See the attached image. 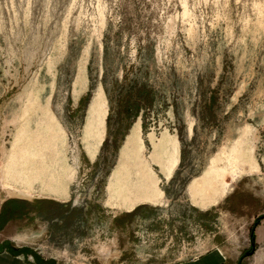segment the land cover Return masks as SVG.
Here are the masks:
<instances>
[{"label":"rangeland","instance_id":"obj_1","mask_svg":"<svg viewBox=\"0 0 264 264\" xmlns=\"http://www.w3.org/2000/svg\"><path fill=\"white\" fill-rule=\"evenodd\" d=\"M4 253L264 264V0H0Z\"/></svg>","mask_w":264,"mask_h":264},{"label":"bare ground","instance_id":"obj_2","mask_svg":"<svg viewBox=\"0 0 264 264\" xmlns=\"http://www.w3.org/2000/svg\"><path fill=\"white\" fill-rule=\"evenodd\" d=\"M98 107L99 106L97 105V103H95V104L93 103V107L91 108V113H90V114H92L91 117L95 116L100 111V109ZM166 144L168 145L167 142H166ZM163 148L165 149V151H164L165 154L166 155L169 154L170 151H169L168 147L166 148V145L165 144L163 145ZM125 162H126V159L123 161L122 158H120V160L118 162V168H117L118 169V173L113 178L112 185H111V188H110L111 189V193L114 192L117 196H120V194H124L123 192L126 191V190L124 191V188L122 187V182H123V173H122V170H124V164H125ZM144 171L146 172L145 169H144ZM146 173H144V176H146ZM141 191L144 192L143 191V188L141 189ZM198 191L199 190H197L196 192H198ZM112 196H113V194H112Z\"/></svg>","mask_w":264,"mask_h":264},{"label":"crops","instance_id":"obj_3","mask_svg":"<svg viewBox=\"0 0 264 264\" xmlns=\"http://www.w3.org/2000/svg\"><path fill=\"white\" fill-rule=\"evenodd\" d=\"M205 254L206 253H204V255ZM203 259L209 263V262H214L215 260L221 259V256H220V253L216 250V251H212L208 255L206 254L203 257ZM0 264H27V263L20 261L19 258L17 259V258L11 257L10 254L4 253L0 255Z\"/></svg>","mask_w":264,"mask_h":264},{"label":"trees","instance_id":"obj_4","mask_svg":"<svg viewBox=\"0 0 264 264\" xmlns=\"http://www.w3.org/2000/svg\"><path fill=\"white\" fill-rule=\"evenodd\" d=\"M136 209H134L132 212H134ZM260 219H261V217H258L257 220L254 222V224L252 225V227L250 229L251 230V234H250V236H251V242H252V245L253 246L255 245V240H256L255 229H256V226H257V224H258V222H259Z\"/></svg>","mask_w":264,"mask_h":264}]
</instances>
